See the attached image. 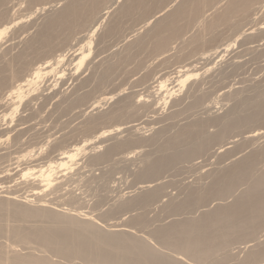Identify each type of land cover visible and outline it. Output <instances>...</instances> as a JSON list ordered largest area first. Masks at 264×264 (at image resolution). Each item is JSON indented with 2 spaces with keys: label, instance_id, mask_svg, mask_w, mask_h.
<instances>
[{
  "label": "rangeland",
  "instance_id": "rangeland-1",
  "mask_svg": "<svg viewBox=\"0 0 264 264\" xmlns=\"http://www.w3.org/2000/svg\"><path fill=\"white\" fill-rule=\"evenodd\" d=\"M122 1L124 2L125 0H121L120 3H118L119 5H115V7H117L116 9L115 7L114 9H112L113 12L114 10L116 11L118 7H120V5H122ZM150 1L152 5L151 3L149 4ZM150 1H148L147 3L149 4V8L155 7V9H151V14L162 12L163 14L160 16L163 18L165 16L166 18L169 15V12H172L184 0H173V2H176L174 4L172 3L173 6L168 9L167 6L169 4L167 5V3L171 0ZM210 1L212 3H210ZM210 1L208 3L206 2L208 5L206 3H204V5H201L204 6V8L201 7V11L199 12L198 10L199 13H190L189 15L185 16L188 17V20L185 19L184 22H182L183 20L180 21V23H182L179 24V27H182L180 29L181 32L177 37H172V40L171 38H169V44L166 48L167 50L165 49L166 52L164 50L156 52L151 46L153 43V40H151V38H154L152 32L154 28L152 27H154V25L157 23V20H161L160 16L157 19H152V22L149 24V26L146 27L144 25L142 27V23H140V25L138 26V22L141 19H138V22L135 20V18H140V14L138 12V15H131L133 19L131 18L130 21L132 20V23L129 22V19H126L130 18L131 16H127L124 18V16L120 14V16L118 17L119 21L117 20V22H120V25H123L119 26L118 24L120 30L122 31L121 32L120 30H117L120 36L116 32V29H118L117 26L114 33H116L117 37L119 36L118 39L116 36L113 37L114 33H111L108 35V37L110 36L112 40L108 41L104 38L106 42L103 41L101 43L103 47H100L101 44H98L100 46H97V43H100L102 40H104L103 37L106 36V32L104 33L105 35L103 34L104 36L101 34L104 32V29H108L106 25L108 23V20H105V22L102 24V27L99 29L100 32L98 31V34L94 37L93 45L91 46L93 51L91 50L92 56L90 57H95V62H93L95 65L98 64L99 66L97 65L96 70H93L95 68H93L92 66H90L89 68L86 67V69L85 67H82L79 70V73H82L85 78L90 77L88 80V85L90 82L91 83L89 86L87 85L89 88H84L85 91L92 92L90 93L88 102L92 103L95 100H100V98H104L105 96H107L106 94L109 93L114 95L113 99L111 101L109 100L108 102H101L96 109L88 108L86 110V106H75L70 109H64L65 105H63V113L56 111L58 110L57 107L50 104V106H48L44 110L42 119L37 118L35 119L36 121H31L29 122V124H27L28 126L26 128L31 129H29L30 132L28 131L24 136L16 138V133L14 132V134L12 132L9 133L7 137H0V201L5 199L6 196H14L19 201L16 202L20 204L21 202H23L22 204L32 209H35L37 206H39L38 204L44 203V205L47 206V209L51 208L50 210L53 209L52 211L59 213L63 217H73V219H77L78 221L89 220V222H91V224H93L96 229L103 232L105 231L106 233H123V235H126V237L128 238H134V240L139 239L138 241L143 243V245H146L149 248L151 247L152 250L158 252L161 255L163 254L162 256L168 258L169 260H177L181 264H248L246 263V261H244V259H246L244 258V256H247L246 253H248L250 248H257L264 245V226L263 228H261V230L260 227H258L260 231L256 229L253 236L248 235V239H251V241H247V236H245L246 239L243 237V240L242 238H239L241 242L240 240L236 241L238 237L236 239V237L233 236L236 240L231 237L232 240L230 239L229 241V243L231 242V244L230 246L227 245L228 248H226L225 251H217L211 256H206L205 260L198 259V262L196 261L197 259L194 260L187 254L182 255L183 253H179L176 249L173 250L171 244L163 242L162 238L159 237L157 232L163 227L170 225L172 222L179 223L184 222V220L188 221L192 219H198L201 215H203L204 212L215 209L218 205H231L236 199L240 198L246 192L250 191V183L252 182H250L251 179H247L246 181L244 180L240 183L233 184L234 186L232 184L227 185L228 187L225 185L228 188V191L231 187L233 188L232 190H230V194L226 191L227 194L226 192L225 194H223L225 195V199L224 196H222L223 198L219 197L218 200H213L212 198L211 201L209 200L210 202H206V204H209L208 208L207 206L204 208L195 204V207L190 206V208L189 206H186L182 209V211L176 212L175 208L173 207L174 203L177 204L181 200L183 201L186 194L190 193L191 191L198 192L202 189V191H205L208 188L212 187V182L215 181L217 177H221L223 175V170L225 171L228 168L230 169L237 161L239 162L241 161V159L244 160L252 153L260 151L262 147H264V138L249 142L245 140V137L250 132L260 131L264 129V116L258 119L260 121L257 120L258 122H252L254 124H251L249 122L250 124L248 123L244 126L241 125V127L234 126L232 128L233 131L231 129L229 132L225 133L223 139L216 141L215 143L211 142L208 144V146L206 145L207 148L205 147L206 149L205 151L203 150L204 152L202 151L201 153H199V155L196 154L197 156L195 155L190 159H185V161L181 160L169 169L162 171V173L158 174V176L153 177L150 180L152 181V183H150V186L152 188L149 187V189H158L159 194L154 201L150 202L149 205L141 200L143 189H140V187L146 184L142 185V183L140 182L143 181L139 182L138 180L140 179H138L137 177L141 168L143 169V166H145L144 163L146 161L142 163L143 160L153 161L158 156H160V154L163 155L164 152H167L170 148V140H174L175 142L178 141V144L173 147L171 146V148L169 149L170 151L167 152L168 154L166 153V155H169L171 153L174 154L175 152L177 153V151L179 152V150L184 151L189 147L191 148L193 146V143L196 145V142L199 143L207 139L208 135L211 136L212 133L214 135L216 133L219 134L223 132L227 125L229 126L233 124L235 121L239 120L238 118L241 119L243 114L245 115V113H247L246 115L249 116L255 109L254 107V109L251 110V107L255 106L254 102H264V0H255L256 2L254 1L255 3H252L250 5V7H252H249L250 9L248 8V13H245V17L240 16L241 12L239 15V11L238 13H229V20L227 21V23H223L222 21H220L219 17H221V15L225 12L226 6H228L227 4H229L228 2H230V0ZM165 2H167V6L165 5ZM154 3L155 6H153ZM40 5L41 2L37 0H4V2L0 4V14H3V21H9V23L11 21H16V24L9 27L4 36V39L2 37V43L6 40L11 41L7 43L8 45L4 44L5 46H1L2 48L0 47V52L5 50L9 46L10 48L11 46L12 48H14L13 45L15 43L16 44L14 46H17V43L28 40V38H31V36L35 35L36 31L39 29L38 27L41 26L43 18H45L47 12L49 11H42V5ZM133 20L135 24L133 23ZM233 24H235L236 26L233 27ZM4 26L8 27L9 24H6ZM151 28L152 30H150ZM133 30L136 31L133 32ZM128 33L130 34L128 35ZM98 35L102 37H100L102 40H100ZM163 35L168 36L170 34H168L167 32H163ZM96 37H98L99 39ZM108 37L107 39H111L110 37ZM139 38L142 41H144V38H147L144 42H142V44H145L143 45L144 47L142 45L140 46L144 48H141L142 50H138V47L134 48L133 46V43L135 42H133L132 40L136 41ZM203 38L205 39V41H203ZM121 39L122 41L119 42V40ZM195 40H197V42ZM72 45H76V43L73 42ZM130 46L133 48H130ZM129 48L135 50H131V52ZM214 50L215 52H213ZM122 56L126 57V59L124 60H126L127 62L121 61L123 60ZM117 59H120L119 61L122 62L123 65ZM110 63L115 66L110 71V73L112 74L107 75L105 73V81L99 83L98 87H96L97 85L95 84H97V80L95 81V78H99L102 75V72L104 73V71H102L105 70L103 69V67L107 66L108 64L110 65ZM179 67H184L185 71L187 70L190 78L186 82L184 87L178 88L175 86L176 88H174L173 90L174 93L172 97L167 99L166 103L164 104L160 99L163 94H156L157 92H155L151 88L156 84H154L153 82L166 75L171 79L175 78V72L178 71V69L180 70ZM92 70L94 72H92ZM98 73L100 76L98 75ZM92 75H96L97 77H94ZM64 79H67L63 80V82L66 81L64 83L66 85H63V88H61V85L59 84V86L57 84L55 89H63V96H73L74 90L70 89L74 85L72 80H69L67 76H65ZM50 81L47 82V84H40L39 91L49 83L51 84ZM70 83L73 85H71ZM52 84H54V82H52ZM147 85L152 90L150 88L148 89ZM174 85L175 83H173V85H169L168 88H172V86L174 87ZM94 87L96 88V90L94 89ZM101 89L103 90V92ZM84 90L79 92L82 93L84 92ZM49 91L51 92L52 89L48 90L47 93H50ZM148 92H152L151 95H149ZM135 93H137L139 96L136 97ZM201 94L203 96V99H201L202 101L199 102V104L194 105L196 108L193 107L192 104L194 100L196 98H200L197 97V95L200 96ZM259 94H261L262 96ZM127 96L129 97L127 98ZM140 96L142 98V101L137 102V100L140 99ZM149 96L151 98H149ZM121 99H124V103L122 104H125V106L128 108L131 107L129 110L128 108H126L127 112L122 111V113H124L122 114V118L119 117L120 119L118 118V121L115 120L111 122H103V124L100 123V125L97 126L98 128H96V130L93 132H81V128H83V126L90 120V118L102 116L106 112L108 113L109 111H111L112 107L114 108L121 106H117L118 103L120 104V101L122 102ZM130 100L131 104L134 107L133 109L135 110L136 108L137 110L135 111L137 112L132 113V106L128 102ZM152 100H155V102ZM143 101L144 103H142ZM151 101L153 103H151ZM260 102L257 103L259 104ZM127 103H129L130 105ZM154 103L155 106H150ZM257 103L256 106L258 105ZM126 104L129 106H127ZM147 104L149 107L147 106ZM174 104H176V106ZM252 104L253 106L249 107ZM191 105L192 107H190ZM125 106L122 105L121 107L125 108ZM246 107H248V109ZM21 108L22 107L19 106L16 110V113L13 112L12 115L8 117L7 121H5L9 127H13L15 125L14 123L16 121L18 122L20 117L25 116V114L23 113V108ZM245 108L248 111L245 110ZM249 108L251 109L249 110ZM81 109L82 111H80ZM54 111L59 113V115L57 113L53 114ZM79 111L81 113L83 111L84 112L81 114ZM128 111L132 112L129 113ZM8 113H11V109H9V112H7V114ZM60 113L62 114L60 115ZM126 113H128V115ZM129 114H131V116L133 115L134 117H130ZM230 114H232V116ZM241 114L242 116H240ZM53 115L55 116V118ZM246 115L243 116V118L247 117ZM12 116L13 118L11 119V121L13 119L14 120L12 121V124H10V118ZM39 118H41V116ZM230 118H232V120ZM209 119L211 120V122ZM261 119L263 120L261 121ZM41 120H43V123L41 122ZM198 120L199 122L201 121V123H203L204 127L199 132H197L198 134L196 133L194 137L192 136V139H180L181 141L179 142V140L175 138L176 136L173 137L174 135H178V132H180L184 126L190 125L193 122H198ZM60 121L62 122V124ZM117 127H119L118 129H121L119 132H116ZM40 129H42V131ZM49 129L52 133L47 132ZM100 129L101 131L112 130V134L99 140L93 139L95 137V134L92 133H96V131H100ZM53 132L55 136L53 135ZM37 134L40 135L37 136ZM199 134H203L202 137H204L205 139L200 137ZM44 136L47 137V140ZM193 138H198L201 141H196L198 139L193 140ZM137 139L139 140V142ZM128 140L130 142H128ZM192 140L193 143L191 142ZM136 142L139 144H137ZM131 143L134 145H132ZM96 144L97 146H95ZM83 145H85V148L87 149L81 152L77 157H75L72 162L68 163L65 169H60L57 167L60 162L59 158L61 152H67V150L68 152H70L69 149L74 150L75 148L77 149V147L84 148ZM93 145L95 146V149L90 150L91 146L94 147ZM163 147H165V149ZM111 148H114V151L109 152V149ZM73 150H71V154ZM160 150L163 151H161L160 153ZM84 152L86 153L84 154ZM105 153L106 155H104ZM260 159H258L259 163L257 164L258 166H256V169L258 170H254V174L257 171L255 176L264 171V156ZM50 164H53V171H51L52 186L45 188L44 192V189L41 191L33 190L34 188L38 187V183L40 182V179L36 178V172L39 170L38 168L44 167L45 169ZM25 169H29L28 173L31 174L30 176L28 175V178L26 179L21 177L25 172ZM32 170L36 172L34 173ZM153 179L155 180V182ZM241 183H243V185ZM32 190L34 191V193L39 192V194L37 193L36 195H34L32 193ZM128 200H133V205L125 207L120 206L121 203ZM83 217L86 218L84 219ZM44 221L47 223L44 224ZM6 224L8 227H12L14 225H22V223H17L13 220H8ZM47 224L49 225V221L46 219H29L24 224V226L47 227ZM252 237L254 238V241ZM233 239L235 241H233ZM244 239L247 242H244ZM35 242L36 241H34L33 243L32 240V243L30 241V243L28 242V245L25 243L21 244L15 239H12L9 233L7 234V231H5L2 235H0V252L4 257H11L14 254L20 256L30 255L35 258H45L46 260L54 264H85L86 262L80 259H76L77 257H74V259L72 257H69L68 259L59 257L57 254L44 249L42 246L39 247L38 243ZM246 243L248 244V246L246 245ZM258 244L259 246H257ZM94 261H88L86 262V264H112L107 262L102 263L104 261ZM256 264H264V260Z\"/></svg>",
  "mask_w": 264,
  "mask_h": 264
},
{
  "label": "bare ground",
  "instance_id": "bare-ground-1",
  "mask_svg": "<svg viewBox=\"0 0 264 264\" xmlns=\"http://www.w3.org/2000/svg\"><path fill=\"white\" fill-rule=\"evenodd\" d=\"M37 1L41 2V5H42L41 10L42 11H44V10L45 11L49 10V11L47 12L45 18L42 17L43 21L41 23V26L38 27L39 29L36 31L35 35L31 36V38H28V40H25L22 42L19 41L20 43H17V46H14L16 44L15 43L13 45L15 50H14V48H12V46H11V48L9 46L5 50L1 51L2 53L0 52V137H3V136L7 137L9 135V133H12V132L16 133V135H15L16 138H20V137L24 136L29 131V129H31L29 127H28L29 129L26 128L28 126L27 124H29V122H31V121H36L35 119H37V118L42 119V114H44V110L48 106H50V104L57 107L58 110H56V111L63 113V105H65L64 109H70V108H73L75 106H77V107L78 106H81V107L86 106V110H87L88 108L89 109H96L97 106L101 102H108L109 100L111 101L113 99L114 95L109 93V94H106L107 96L104 95L105 96L104 98H102V99L100 98V100H97V101L95 100L92 103L88 102V99L90 97V93H92V92L85 91L84 88H86L90 85L91 82L88 85V80L90 77L85 78L82 73H79V70L82 67H85V69H86V67L89 68L90 66H92L93 68H95L93 70H96V67L98 65V64L97 65L94 64V62H95L94 59H96V58L90 57V56H92L91 46L93 45L94 37L98 34V31L102 27V24L105 22V20H108V23L106 24L108 29H104V32L101 35H103L106 32V36L108 37L109 34L114 33L118 24H119V26L122 25V24L120 25V22H117L120 14L122 16H124V18H125L127 16H131L132 14L138 15V13H139L140 18H137V19L135 18V20L138 22L141 19L138 22L139 24L138 23L137 24L139 26L140 23H142V27L144 25L146 27L149 26V24L152 22V19L153 20L155 18L157 19L160 15L163 14L162 12L151 14L152 10L155 9V7L153 8L151 6L153 9L149 8L148 5L151 3L150 0H125L124 2L122 1L123 2L122 5H120V7H118V9L116 11L114 10V12L112 9H114L115 5H119L118 3H120L121 0H37ZM148 1H150L149 4H147ZM207 1L208 0H184L172 12H169V15L168 16L166 15L167 16L166 18H165V16H164V18L160 16L161 20L160 19H159L160 21L157 20V23L154 25V27H152V28H154L153 30H152V28L150 29V30H152L153 36H154L153 39L151 38V40H153V43L151 45L153 47V50L156 52L164 50L166 52V50H167L166 48L168 47V44H169L168 43L169 38H171V40H172V37H177L179 35V33L181 32L180 29L182 27H179V24H182V23H180V21L183 20L182 22H184L185 19L188 20V17H185V16L189 15L190 13H194V12L199 13L201 11L200 10L201 7L204 8V6H201V5H204V3H206ZM254 1L255 0H233V1L230 0L231 3L228 2L229 4H227L228 6H226L225 12L221 15V17H219V20L222 21L223 23L224 22L227 23V21L229 20V13H238V11H239V13H238L239 15L241 12L240 16L245 17L246 16L245 13L246 12L248 13V10L252 7V6L250 7V5L252 3L254 4L256 2V1L255 2ZM2 2H4V0H0V4ZM175 2H173V0L169 1L168 3L165 2V5H166V3H167V5L169 4L168 6L166 5L167 9L170 8L171 6H173V4ZM210 3H212V2L210 1ZM151 5H152V3H151ZM165 5H163V6H165ZM153 6H155V3L153 4ZM116 7H115V9H116ZM198 10H199V12H198ZM2 15L0 14V47L3 46L4 44L9 43V41H11V40H6V41H3V43H2V40L4 39V36H5L6 32L8 31L9 27L16 24V21H11L10 23H9V21L4 22ZM131 18H132V16L130 18H126V19H129V22L132 23L131 22L132 20L130 21ZM231 20H233V19H231ZM129 22H128V24H129ZM133 23L135 24L134 20H133ZM228 23H230V22H228ZM6 24H9V26L5 27L4 25H6ZM187 24H188V21H187ZM119 26H118V29H116V32H117V30L118 31L120 30ZM235 26L236 25L233 24V27H235ZM122 29H123V27H122ZM135 31L136 30H133V32H135ZM163 32H165V33L167 32L170 35L164 36ZM150 33H151V31H150ZM129 34L130 33H128V35ZM14 35H15V33H14ZM113 35H114L113 37H115L116 33H114ZM16 36H18V35H16ZM106 36H104L103 39L105 38L108 41L112 40V38L110 36L109 37L111 39H107ZM119 36H120V34H119ZM121 36H123V35H121ZM149 36H150V34H149ZM2 37H3V39H2ZM98 37L100 38L101 36L98 35ZM98 37H96V38H98ZM118 37H117V39H118ZM101 38H100V40H102ZM120 38H122V37H120ZM105 39L102 40L100 43H97V46H100L98 44H101L103 41H105ZM145 39H147V38H144V41H145ZM211 40H213V39H211ZM97 41H99V40H97ZM120 41H122V39L119 40V42ZM132 41L135 42V43H133L134 48L138 47V50L143 48L144 47L143 45H145L144 43L142 44V42H144V41H142L140 38L136 41H134V40H132ZM195 41L197 42V40H195ZM203 41H205L204 38H203ZM73 42H75L76 45H72ZM204 44H205V42H204ZM141 45L143 47H140ZM131 46H130V48H133ZM100 47H103L102 44ZM131 50L134 51L135 49H130V51ZM138 50H136V51H138ZM136 51H135V53H136ZM213 52H215V50ZM116 54H117V52H116ZM161 54H162V52H161ZM89 57H90V59H89ZM122 57H121V59H122ZM124 59H126V57H123V60H121V61H126ZM120 63L122 64V62H120ZM120 63H118V64H120ZM237 64H238V62H237ZM72 65H73V67H72ZM111 66H112V68H111ZM113 67H115V66L112 65L111 63H110V65L108 64L107 66L103 67V69H105V70H102V71H104V73L102 72L101 76L98 73V75L100 77L97 79L95 78V81L97 80L96 81L97 84H95V85H97L96 87H98L99 83L105 81V79H106L105 75L106 74L107 75L112 74V73H110V71H111V69H113ZM184 67H179L180 70L178 69V71L175 72V74H176L175 78L171 79L167 75H166L167 77L162 76L161 78H159V80H156L155 82H153L154 84L156 83L154 86L151 85L152 86L151 88L155 92H157L156 94H158V93L160 95L163 94L160 99L163 101L164 104L166 103L167 99L172 97V95L174 93V91H173L174 88L184 87L186 82L189 80L190 76L188 75L187 70L185 71ZM190 68H191V66H190ZM114 69H116V68H114ZM93 70H92V72H94ZM127 74H128V72H127ZM65 76H67V78L69 80H72V82L74 84L73 85L70 83L71 85H73L72 88H70V89L74 90L73 96H63L64 91L61 88H63V85H66V84H64L66 81L63 82V80H67V79H64ZM92 76H94V75H92ZM94 77H97V76L95 75ZM50 80H52V81H50ZM49 81L51 82V84L49 83L48 85H46L47 82H49ZM52 82H54V84H52ZM42 83H46L45 84L46 86L43 87L39 91L40 84H42ZM173 83H175L174 87L172 86V88H168L169 85H173ZM57 84L61 85V88L59 90L55 89ZM41 87H42V85H41ZM194 87H196V86H194ZM149 88L150 87L148 86V89ZM51 89H52V91L51 92L49 91L50 93H47V91L51 90ZM94 89L96 90L95 87H94ZM82 90H84V92L80 93L79 91H82ZM102 92H103V90H102ZM203 92H205V91H203ZM96 93H98V92H96ZM151 93L148 92L149 95H151ZM104 94H105V92H104ZM135 94H136V97L139 96L137 93H135ZM259 95H261V94H259ZM201 96H202V94L200 96L197 95V97H200V98H196L194 100V102L192 104L193 107H195L194 105H197V104H199V102L202 101L201 99H203V96L202 97ZM261 96H260V98H261ZM128 97L129 96H127V98ZM254 97H255V95H254ZM144 98H145V96H144ZM149 98H151V97L149 96ZM140 99L139 100L136 99L137 102L142 101L141 96H140ZM255 99H257V98H255ZM121 100H122V102L120 101V104L118 103L117 106H119V105L125 106V104H122V103H124V99H121ZM134 100H135V98H134ZM152 101L155 102V100H152ZM152 101H151V103H153ZM239 101H237V102H239ZM128 102L131 104V100ZM257 102H260V101H257ZM129 103H127V104H129ZM142 103H144V101ZM256 103L254 102L255 106H253V104L249 106V107L253 106V107H251L252 109L249 108V110L250 109L253 110L255 107L254 111L249 116L246 115L247 113H245V115L247 117L243 118V116H245V115L243 114V116H242V114H241L240 116H242V118L241 119L238 118L239 120L236 119L237 121H235L233 124H231L229 126L226 124L227 127L225 128V130L223 132H221L219 134L216 133L214 135L212 133L211 136L208 135L207 139L202 137L203 134H199L200 137H202L205 140H203L201 138L203 140V141H201L198 138H193V140L198 139L196 141H201V142H199V143L196 142L197 144L195 145L193 143V140H192L191 142L193 143V146L191 148L190 147L188 149L185 148L186 150H184V151L179 150V152L177 151V153L175 152V150H176L175 149L174 154L171 153L169 155H166V153L170 151L169 149L171 148V146L173 147V146H176L178 144V141L175 142L174 140H170L171 141L170 146H169L170 148L168 149V151L166 150L167 152H164L165 155L160 154V156H158L156 159H154V160L152 159L153 161L143 160L142 163H144L146 161L144 163L145 166L142 165L143 169L141 168V170L139 171V173L137 175L138 179H140L138 181L139 182L143 181V182H140V183H142V185L146 184V185H143L142 187H140V189H143V194H141V196H142L141 200L149 205L150 202L154 201L158 197V194H159L158 189H149V187H151L150 183H152V181H150V180L153 177L158 176V174L162 173V171L169 169L170 167H172L174 164H176L177 162H179L181 160L185 161V159L186 160L190 159L193 156H195L196 154L199 155V153H201L203 150L205 151V149L207 148L209 143H211V142L215 143L216 141L223 139L225 133L229 132L234 126L241 127V125L244 126V125L248 124L249 122L251 124H254L252 122L257 121L258 119L263 117L264 116V102H260L259 104L257 103L258 104L257 106H256ZM129 105H127V106H129ZM174 105L176 106V104H174ZM192 105L190 107H192ZM19 106H21L23 108V113L25 114V116L20 117L18 122L16 121L17 123L16 122L14 123L15 125L13 127H9L5 121H7L8 117L11 116L13 112L16 113V110ZM121 106L114 107V108L112 107L111 111H109L108 113L106 112L102 116L90 118V120L85 125L83 124L84 126H83V128H81L83 131L81 130V132H93L96 130V128H98L97 126L100 125V123L103 124V122H111V121L117 120L119 117L122 118L123 117L122 114H124V113H122V111L127 112L126 108H128V107H126V106H125V108L123 107L124 108V110H123V108ZM131 106L133 109L134 107L132 104H131ZM147 106H148V104H147ZM150 106H155V103L150 105ZM55 107H53V108H55ZM130 108L131 107H129L128 110ZM246 108L248 109V107H246ZM246 108H245V110H247ZM9 109H11V113L7 114V112H9ZM141 109H142V107H141ZM135 110H137V109L135 108ZM135 110L133 109V112L132 111L131 112L132 113L137 112ZM56 111H54L53 114L57 113ZM80 111H82V109ZM131 112H129V113H131ZM62 113H60V115ZM50 114H52V113H50ZM57 114L59 115V113H57ZM126 114L128 115V113H126ZM230 115L232 116V114H230ZM20 116H22V115H20ZM40 116H41V118H39ZM129 116L132 117L133 115L131 116V114H129ZM235 116H237V115H235ZM238 117H239V115H238ZM12 118H13V116L10 118L11 123L10 122H8V123L12 124V121L14 120L13 119L11 121ZM46 118H48V117H46ZM54 118H55V116H54ZM230 119L232 120V118H230ZM262 120L263 119H261V121ZM258 121H260V120H258ZM41 122L43 123V120H41ZM210 122H211V120H210ZM61 124H62V122H61ZM24 125H26V126H24ZM203 127H204L203 123H201V121L199 122V120H198V122H193L190 125L184 126L183 129L180 132H178V135H174L173 137L176 136L175 138H177L179 140V142L181 141L180 139H185V140L188 139L189 140V138H191L192 136L194 137V135L197 132H199ZM118 128L119 127L116 128V132H119L121 130ZM42 129H40V130L42 131ZM232 131H233V129H232ZM47 132H50V129ZM111 132H112V130L111 131L110 130L101 131V129H100V131H96V133H92V134H95V137L93 139L99 140L101 138H105V137L109 136L110 134H112ZM162 132H163V130H162ZM50 133H52V132H50ZM35 134H36V132H35ZM40 134H37V136ZM53 135H54V132H53ZM199 135H198V137H199ZM32 136H34V135H32ZM44 137H46V136H44ZM245 138H246L245 140H247L249 142H251V141L253 142L257 139L260 140V138H264V129H262L260 131L250 132L249 134H247V136ZM46 140H47V137H46ZM49 140H50V138H49ZM92 141H94V140H92ZM60 142H61V140H60ZM85 142H86V140H85ZM128 142H130V141L128 140ZM138 142H139V140H138ZM183 143H184V141H183ZM259 143H260V141H259ZM137 144H139V143H137ZM227 144H224V145H227ZM32 145H34V144H32ZM132 145H134V144H132ZM180 145H182V144H180ZM83 146H84V148L83 147H79V148L77 147V149L76 148L74 150L71 149L74 151V153L72 151V154L70 153L71 152L70 149H69L70 152H68V150H67V152H61V154L59 153L60 154V158H59L60 162L57 165V167L60 169L61 168L65 169V167H67L68 163L72 162L75 159V157H77L81 152H83L87 149V148H85L86 147L85 145H83ZM95 146H97V144ZM95 146L94 147L91 146L90 150H94ZM138 146H136V147H138ZM35 147H36V145H35ZM39 148H41V147H39ZM163 148L165 149V147H163ZM112 151H114V148L109 149V152H112ZM161 151H163V150H160V153H161ZM180 151H182V152H180ZM85 153L86 152H84V154ZM106 153L104 155H106ZM140 154H142V153H140ZM263 154H264V147H262V149L260 151H256V153H252L249 156L247 155L248 157H246L244 160L241 159V161H239V162L237 161L235 164H233V166L230 169L228 168L225 171L223 170V172H224L223 175L221 177H217V179L215 178L216 180L212 182L213 183L212 187H210V185H211L210 184L209 185L210 188H208V186H207L208 189L205 191H202L203 190L202 188H200L202 190L201 191L199 190L198 192L197 191H191L190 193L186 194L185 198L183 197L184 198L183 201L181 200L178 203L176 202L177 204L174 203L173 207L175 208L176 212L182 211V209L186 206H189V207L192 206L193 207L195 204H197L200 207H204V208L207 206V208H208L209 204H206V202L207 203L210 202L212 198H213V200L214 199L218 200L219 197L224 196V199H225V195H223V194H225L226 191L229 192V194H230V190H232L233 188L231 187L228 191L227 185H230V184L233 185L236 183H240L244 180L246 181L247 179H249V180L251 179L250 182H252V183H250L251 187L249 184L250 191L246 192L241 197L239 196L240 198L236 199L234 201V203H232L231 205H225V206L218 205L215 209L204 212L203 215H201L200 218H198V219H192V220H188V221L184 220V222H179V223H173L172 222L170 225L163 227L161 230H159L157 232L159 237L162 238V241L165 243L171 244V246L173 247V250L176 249L179 253H183L182 255L187 254V255L191 256V258H193L194 260L197 259L196 260L197 262L199 261L198 259H202V260L204 259L205 260L206 256H211L212 254H214L217 251H220V250L225 251L226 248H228L227 245L230 246L231 242L229 243V241H230V239L232 240L231 237H233V236H235L236 239L238 237L237 240L233 237L236 241H239L240 240L239 238H242V240H243V237L246 239L245 236H247V241L248 240L251 241V239H248V235L253 236L255 230L258 229V227H260V230H261V228H263V226H264V171L263 172L260 171L261 173L257 176H255L257 171L254 174V170L256 169V166H258L257 164L259 163L258 159L263 157L264 156ZM156 155H157V152H156ZM147 161H148V163H147ZM19 162H17V163H19ZM0 164H1V162H0ZM54 164H55V162H54ZM52 165L53 164L48 165L45 169H44V167H40V168H38L39 170L37 172L35 171L37 174L36 178L37 179L39 178L40 182L38 183V187L34 188L33 190L41 191L44 189L43 190V192H44L45 188L52 186L51 185L52 184L51 183L52 182L51 181V179H52L51 178V171H53ZM256 170H258V169H256ZM32 171L34 172V170H32ZM28 172H29V169H25V172L23 174L21 173L22 174L21 177H23L24 179L28 178L27 176L31 175ZM156 179H157V177H156ZM36 182H37V180H36ZM154 182H155V180H154ZM39 184H40V186H39ZM241 184L243 185V183H241ZM227 192H226V194H227ZM32 193L34 195H36L37 193L39 194V192L34 193V191ZM240 195H241V193H240ZM115 200H117V199H115ZM16 201H18V200L14 196H6L5 199L0 201V235H2L5 231H7V234L9 233V235L11 236L12 239H15L16 241H18L21 244L25 243L28 245V242L30 243V241H31V243H32V240H33V243H34V241H36L35 243H38L39 247L42 246L44 249L57 254L59 257H64L67 259L69 257H72L73 259H74V257L75 258L77 257L76 259H78V260L80 259V260L86 261V262L96 260L98 262L104 261L102 263L107 262V263H112V264H181L177 260L171 261L168 258L162 256L163 254L161 255L158 252L152 250L151 247L149 248L148 246L143 245V243L138 241L139 239L134 240V238L133 239L128 238V237H126V235H123V233H110V232L106 233L105 231L103 232L101 230L96 229L95 226L93 224H91V222H89V220L88 221H78L77 219L76 220L73 219V217L72 218L63 217L59 213L52 211L53 209L50 210L51 208H49V207H48L49 209H47L46 208L47 206L44 205V203H42V201H41L42 204H38L39 206L36 205L37 207L35 209H32V208L22 204L23 202H21V204H20V203H18L19 201L18 202H16ZM26 201H27V199H26ZM26 201H25V203H26ZM39 203H40V201H39ZM130 205H133V200H128V201L120 204L121 207L130 206ZM196 209H198V208H196ZM29 219H46L49 221V225L47 224L48 225L47 227L46 226L45 227H42V226L41 227H38V226L26 227V226H24V224ZM8 220H13L17 223H22V225H14L12 227H8L6 224L8 222ZM46 223L47 222H45L44 224H46ZM234 239H233V241H235ZM245 239H244V242H247V241H245ZM253 241H254V238H253ZM255 241H256V239H255ZM240 242H241V240H240ZM239 243H237V244H239ZM235 245H236V243H235ZM246 245L248 246L247 243H246ZM257 246H259V244ZM246 254H247V256L246 257L244 256V258H246V259H244V261H246V263H248V264L259 263V262L264 260V245H262L261 247L259 246L257 248H255V247L250 248V250ZM32 255H35V254H32ZM179 255H181V254H179ZM193 259H191V260H193ZM86 262H85V264H86ZM0 264H54V263H51L50 261L46 260L45 258H40V257L35 258V257L30 256V255L20 256V255L14 254L11 257H4L2 255V253L0 252Z\"/></svg>",
  "mask_w": 264,
  "mask_h": 264
}]
</instances>
